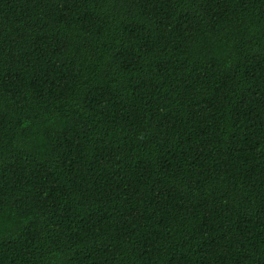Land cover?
Returning a JSON list of instances; mask_svg holds the SVG:
<instances>
[{
    "label": "trees",
    "instance_id": "trees-1",
    "mask_svg": "<svg viewBox=\"0 0 264 264\" xmlns=\"http://www.w3.org/2000/svg\"><path fill=\"white\" fill-rule=\"evenodd\" d=\"M0 264H264V0H0Z\"/></svg>",
    "mask_w": 264,
    "mask_h": 264
}]
</instances>
